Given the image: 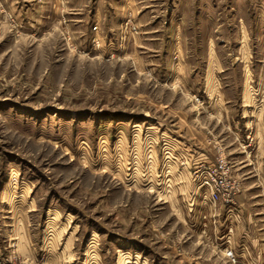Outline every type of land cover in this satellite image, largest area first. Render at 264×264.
Listing matches in <instances>:
<instances>
[{"label": "rangeland", "instance_id": "rangeland-1", "mask_svg": "<svg viewBox=\"0 0 264 264\" xmlns=\"http://www.w3.org/2000/svg\"><path fill=\"white\" fill-rule=\"evenodd\" d=\"M198 160L226 161L234 206ZM232 250L264 264V0H0V264Z\"/></svg>", "mask_w": 264, "mask_h": 264}, {"label": "built area", "instance_id": "built-area-1", "mask_svg": "<svg viewBox=\"0 0 264 264\" xmlns=\"http://www.w3.org/2000/svg\"><path fill=\"white\" fill-rule=\"evenodd\" d=\"M199 161L194 166V179L198 184V188L206 189L205 198H209L213 206L218 203H223L229 207L234 206L236 200L232 196L234 192L231 189L234 187L235 182L229 180L230 168L226 161L210 162L202 160L198 163ZM244 249L245 247L242 246V250ZM233 255L232 250L230 258L236 263V258Z\"/></svg>", "mask_w": 264, "mask_h": 264}, {"label": "crops", "instance_id": "crops-1", "mask_svg": "<svg viewBox=\"0 0 264 264\" xmlns=\"http://www.w3.org/2000/svg\"><path fill=\"white\" fill-rule=\"evenodd\" d=\"M167 141V140H166ZM198 148H200L199 146H198ZM190 149V150H189ZM196 152V153H198L199 152V150H196L195 149V147H193V148H191L189 145H188V154H190V153H192L193 154V152ZM183 153H184V151H182ZM191 155V154H190ZM193 158H194V156H193ZM203 206V205H202ZM204 207V206H203ZM220 229L221 228H219V229H217V230H215V232L213 233V238H214V235H215V242H212L213 243V247L215 248V250H217V249H219V246L221 247V243H217V241H218V239H223L222 238V236H224V232H220ZM246 232V231H245ZM244 234V235H243ZM247 233H244V232H240V235H239V237H238V240H239V238L241 237V236H243V238H245L246 240H247V243L245 244V243H242L244 246H245V248L249 251V252H247L248 254L254 249V251H261V253H262V249L259 247L258 248V245L256 246L255 244H253L251 241H250V235L248 234V235H246ZM229 235H230V240H231V244H230V246L233 248V250L236 252V254H237V256H239V253H244L245 251H246V249L245 250H242V247H241V244L240 245H238V243L236 242V238H233V235H234V232L231 234V233H229L228 234V236L227 237H229ZM248 237V238H247ZM249 242V243H248ZM222 245H225V242L223 241V243H222ZM226 247H227V244H226ZM246 253V254H247ZM241 256H243V255H240V257ZM246 258H248V257H246ZM239 261V260H238ZM237 261V262H238ZM241 262L242 263H240V264H244L245 262H246V259H244V258H242L241 259ZM236 264H239V263H236ZM261 264H263V260H262V263Z\"/></svg>", "mask_w": 264, "mask_h": 264}]
</instances>
